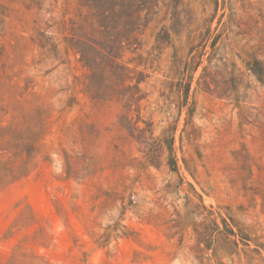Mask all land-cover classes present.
<instances>
[{
    "label": "rangeland",
    "instance_id": "rangeland-1",
    "mask_svg": "<svg viewBox=\"0 0 264 264\" xmlns=\"http://www.w3.org/2000/svg\"><path fill=\"white\" fill-rule=\"evenodd\" d=\"M30 1L0 0V264H264V84L246 67H264V0H166L125 69L78 61L77 0Z\"/></svg>",
    "mask_w": 264,
    "mask_h": 264
},
{
    "label": "trees",
    "instance_id": "trees-1",
    "mask_svg": "<svg viewBox=\"0 0 264 264\" xmlns=\"http://www.w3.org/2000/svg\"><path fill=\"white\" fill-rule=\"evenodd\" d=\"M165 1L166 0H77L78 8H84L87 11V13L83 14L80 10L76 20L71 21V26L68 29L73 48L76 53H79L78 61L89 69H94L99 65L101 66L105 62H109L115 67L122 68V66L118 64L117 59L120 58V52L124 48V45H130L134 42L136 38L135 34L138 33L141 28L146 27V23L149 22L150 16L159 11L160 3H162V6H168L165 4ZM30 2L32 5H36L35 0ZM175 12V9L171 10L172 16ZM60 29L62 33L67 31L65 20ZM164 33L168 34V31H164ZM46 38L48 39L43 32H40L37 44L40 48L44 49L45 52H48L49 48L47 49V45L52 46L51 49H54L57 44L48 42L49 40H46ZM65 38H67V36H65ZM205 39L209 40V37L206 36ZM209 44L211 47H214L215 41L213 38L210 40ZM199 63L200 62H197L195 69ZM246 67L253 73L258 81L264 84V67L259 59L253 58L251 61L246 62ZM126 77L128 78V76L122 75L124 80H126ZM181 83L182 89L180 90V94H178L180 97L178 100V107L180 110L182 107H187L191 77L186 81H181ZM91 89L92 88H89L88 90L91 91ZM99 93L101 96L102 92L100 90ZM168 147L170 153L169 163L176 168L173 155L174 133L170 135ZM3 170L9 172H0V189L8 182V180H5L6 176H11V179L15 178V176L11 174L10 169L4 167ZM221 221L226 225L223 218ZM228 231L234 235L232 229Z\"/></svg>",
    "mask_w": 264,
    "mask_h": 264
}]
</instances>
